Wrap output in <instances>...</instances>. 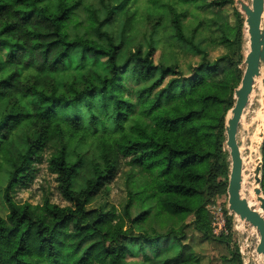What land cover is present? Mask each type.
Wrapping results in <instances>:
<instances>
[{
  "label": "trees",
  "instance_id": "1",
  "mask_svg": "<svg viewBox=\"0 0 264 264\" xmlns=\"http://www.w3.org/2000/svg\"><path fill=\"white\" fill-rule=\"evenodd\" d=\"M111 1L0 0V264H201L189 229L231 244L230 235L213 236L208 206L229 185L225 129L244 74L243 15L235 9V26L221 27L232 54L211 61L176 8L205 0L168 6L162 35L165 16L150 15L154 30L134 47L104 30L126 12L128 0ZM167 37L198 64L185 72L167 52L157 62ZM91 144V156L80 150ZM51 146L48 169L68 205L17 203ZM260 152L264 194V140ZM121 159L130 167L122 213L90 209ZM124 218L126 230L114 224ZM223 261L243 264L239 248Z\"/></svg>",
  "mask_w": 264,
  "mask_h": 264
},
{
  "label": "rangeland",
  "instance_id": "2",
  "mask_svg": "<svg viewBox=\"0 0 264 264\" xmlns=\"http://www.w3.org/2000/svg\"><path fill=\"white\" fill-rule=\"evenodd\" d=\"M88 4L91 3V0ZM177 0H128L123 8H126V12L120 14V20L110 23L104 27V30L112 33L119 44L122 39H125L129 43L128 39L133 42L130 44L131 47L145 44V39L148 38L154 28V20H150L149 16L156 15L158 18H163L164 21L160 24L162 27H158V33H165L166 28L171 22L170 15H168V6L175 5ZM213 0H205L204 3H211ZM239 0H235L234 5H227L223 8L210 9L200 3L199 5H186L176 7L178 12L183 16V24L188 35L196 34V44H201V48L208 52V58L211 61L225 57L228 54H232V49L221 43L222 32L221 27L226 23L234 27L235 20V9L238 11ZM246 3L251 4L252 0H243ZM120 1H111V6H117ZM177 4V3H176ZM240 12V11H239ZM241 13V12H240ZM221 18H218V15ZM79 19L82 26L79 28L83 34L89 29L87 22V13L82 9L78 12ZM155 18V17H154ZM162 28V29H161ZM122 35V37H121ZM169 36V34H167ZM165 39L164 42H160V48L157 51V62L162 56V52H167V55L175 53L180 68L183 71L188 72L190 66L198 64L201 60L200 56L195 53L180 47L173 40ZM142 42V43H141ZM126 43V44H127ZM245 44L243 46V54L245 53ZM167 51H166V50ZM245 61V60H244ZM243 70L245 65L243 62ZM243 119L238 130V142L241 149V154L245 158L250 153V148L254 145H258V160L261 159L260 147L264 140V85L262 87H254L252 100L249 101L244 114ZM258 142V143H257ZM96 144L94 145H83L81 151L87 152L91 156L96 150ZM54 151V147L51 146L43 153L41 162H35L34 167L36 174L31 183L25 188H19L16 190L15 201L19 204L30 203L33 205L41 204L42 201L47 197L54 204L60 206H67L68 203L64 201L61 196L58 185L56 182V176L53 175L48 169L47 160L51 153ZM118 170L115 178L106 184V189L101 193L99 197L91 202L89 205L90 209L104 208L105 210L117 211V214L122 213V205L126 201V174L129 172L130 167L126 164V160H120ZM207 189L205 193H208ZM213 206H219L223 212H228V187L225 192L218 193L211 198L208 208ZM0 214L6 217L7 213L3 209L0 210ZM234 215V214H233ZM190 219H188V222ZM232 235L230 234V245H223L217 242L204 241L200 237L192 232L191 229L187 232V243H190L191 247L197 252L198 258L201 264H236L235 262L227 263L223 261L224 257H230L232 249L237 246L242 251L243 264H257L260 258L257 256L256 247L259 243L258 232L248 227L242 229L240 222L234 215ZM117 226L122 227L124 230L129 228V223L126 218L121 221H115ZM161 229V228H160Z\"/></svg>",
  "mask_w": 264,
  "mask_h": 264
},
{
  "label": "water",
  "instance_id": "3",
  "mask_svg": "<svg viewBox=\"0 0 264 264\" xmlns=\"http://www.w3.org/2000/svg\"><path fill=\"white\" fill-rule=\"evenodd\" d=\"M237 3L242 6V10L246 14L244 27L248 28V51L245 55L243 78L239 88L235 91L236 103L226 120L225 147L230 159L228 210L239 218V222H245L248 227L254 228L258 232L259 243L256 252L264 258V214H260L252 208L242 196L243 159L238 142V130L244 111L249 104L255 80L260 77L261 65H264V0H252L251 7L243 4L240 0ZM262 83L264 85V79ZM257 163L255 181L258 188L255 190V194L258 196L261 209L264 212V194L261 188L262 157Z\"/></svg>",
  "mask_w": 264,
  "mask_h": 264
},
{
  "label": "bare ground",
  "instance_id": "4",
  "mask_svg": "<svg viewBox=\"0 0 264 264\" xmlns=\"http://www.w3.org/2000/svg\"><path fill=\"white\" fill-rule=\"evenodd\" d=\"M243 2V4L251 7V4L244 2L243 0H240ZM239 11L243 15V18L245 20L246 14L242 10V6L239 4ZM244 35H245V53L248 51V28L247 26L244 27ZM264 79V65H261V72L260 77L256 78L254 87H262V81ZM253 92L250 96V101L252 100ZM244 116V115H243ZM243 119V118H242ZM258 143V142H257ZM258 145L252 146L250 148V153L248 157L242 156L243 159V182H242V196L249 202L250 206L254 208L257 212L260 214H264L263 210L261 209V204L258 200V196L255 194V190L258 188V185L255 181V171L257 168V162H258ZM239 220V218L237 217ZM240 227L245 230L247 224L245 222L240 221ZM254 231L255 229L252 228ZM260 259L257 262V264H264V258L261 255H257Z\"/></svg>",
  "mask_w": 264,
  "mask_h": 264
},
{
  "label": "built area",
  "instance_id": "5",
  "mask_svg": "<svg viewBox=\"0 0 264 264\" xmlns=\"http://www.w3.org/2000/svg\"><path fill=\"white\" fill-rule=\"evenodd\" d=\"M208 210L212 216L211 228L213 236L216 238L229 236L233 231L234 215L229 210L227 213L223 212L219 206L210 207V209L208 208ZM230 217H232V230H230L228 225V219ZM240 253H242L241 250Z\"/></svg>",
  "mask_w": 264,
  "mask_h": 264
}]
</instances>
